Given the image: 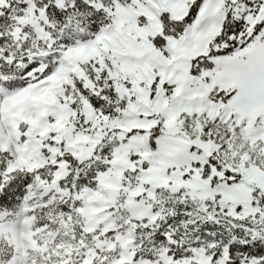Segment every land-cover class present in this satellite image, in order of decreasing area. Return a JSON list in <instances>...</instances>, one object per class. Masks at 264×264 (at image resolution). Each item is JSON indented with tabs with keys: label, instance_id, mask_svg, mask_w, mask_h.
Listing matches in <instances>:
<instances>
[{
	"label": "snow or ice",
	"instance_id": "snow-or-ice-1",
	"mask_svg": "<svg viewBox=\"0 0 264 264\" xmlns=\"http://www.w3.org/2000/svg\"><path fill=\"white\" fill-rule=\"evenodd\" d=\"M0 264H264V0H0Z\"/></svg>",
	"mask_w": 264,
	"mask_h": 264
}]
</instances>
